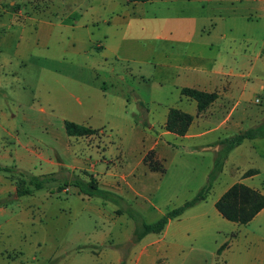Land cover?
<instances>
[{
  "label": "crops",
  "instance_id": "1",
  "mask_svg": "<svg viewBox=\"0 0 264 264\" xmlns=\"http://www.w3.org/2000/svg\"><path fill=\"white\" fill-rule=\"evenodd\" d=\"M25 1L0 0V34H10L14 27L21 36L31 34V40L16 46L15 55L23 59L21 56L33 51L39 41L46 46L54 25L61 27V74L44 61L28 62L37 68L39 89L34 92L41 94L50 111H61V143L69 148L70 143H77V152L81 153L79 157L74 155L70 163L43 160L39 177H54L60 170L61 176H66L69 173L64 170L69 167L70 175L83 180L93 178L100 188L119 196L123 205H128L130 199L141 200L161 217L168 210L161 208L164 204L157 202L156 196L163 195L161 202L165 201V206L169 202L171 208L190 199L207 180L221 149L218 142L264 120V106L252 108L247 104L258 97L264 102V0H74L75 7L65 14L61 12L57 23L27 12ZM87 9L91 12L87 13ZM133 16L142 22L138 38L130 36ZM65 54L71 59L65 61ZM130 61L136 64L134 72L141 80H153L158 91L166 86L173 93L171 102L161 109L159 120L146 123L148 134L141 135V141L148 143H142L133 162L105 137L102 127L114 128L106 112L101 111L110 101L112 107L113 100L124 111L127 108L129 91L109 92L113 88L108 89L107 84L125 81L131 73ZM5 64L0 61V80L7 75ZM49 79L60 84V89L51 90ZM183 88L216 93L217 98L198 111L196 101L181 94ZM143 98L136 96L135 108L148 115L150 112L142 106ZM170 108L193 115L182 136L165 129ZM39 110L45 113L47 109ZM65 121L95 132L69 135ZM246 144L254 158L245 168L237 155ZM148 153L163 164V172L148 168L144 162ZM192 157H198L194 160L204 165L201 183L180 192L175 182H166L170 166L186 170L192 163L188 158ZM178 176L181 174L176 171L171 173L174 180ZM235 183L264 195V137L232 149L205 200L169 220L160 233L145 235L127 250L125 244L131 243L133 232L123 234L117 230V225L124 222L99 223L94 216L99 211L104 215V208L92 205V196L80 194L70 185L63 186L58 192L74 188L86 202L73 208L75 213L82 209L84 218L67 221L75 229L68 232L67 245L71 244L70 250L81 256L82 264H95L99 259L104 260L103 264H176L177 253L193 247L190 264H264V208L240 224L223 218L215 207L220 196ZM7 190L12 188L1 186L0 191ZM120 208L121 205H112L109 217L119 218ZM5 209L0 206V213ZM112 227L117 237L107 230Z\"/></svg>",
  "mask_w": 264,
  "mask_h": 264
},
{
  "label": "rangeland",
  "instance_id": "2",
  "mask_svg": "<svg viewBox=\"0 0 264 264\" xmlns=\"http://www.w3.org/2000/svg\"><path fill=\"white\" fill-rule=\"evenodd\" d=\"M27 1L24 5L27 12L49 18L53 23L60 22L61 12L65 14L75 7L74 0ZM82 12L85 13V10L82 9ZM90 12L91 10L87 9V13ZM141 24V19L137 16L131 18V38L139 37ZM21 35L20 30L15 27L10 34H0V61L6 62L7 71V75L2 76L0 80V165L12 169L7 172L0 171L2 177L0 189L1 186L12 188L11 191H0V206L6 207L5 211L0 213V264H82L81 256L70 250L71 244L67 245L66 237L70 236L68 232L75 230L67 221L72 220L73 223V220L83 219L85 214L82 209H78L75 213L73 208L82 206L86 202L77 196L74 188L67 193L58 192L57 189L59 184L75 178L74 175H70L72 170L69 167H65L64 171L69 173L66 176H61V170L57 171L54 180L49 179L41 189L33 190L32 195L26 194L15 199L17 185L22 181L27 182L31 176H37L43 160L70 163L74 155L79 157L81 154L77 152V143H70V148L67 144L61 143V111H50L41 94L35 93L39 89L35 79L38 75L37 68L28 62L44 61L51 69L61 74V27L54 25L46 46L40 45L39 41V45L33 51L21 56L23 59L15 55L16 46L18 43L24 44L31 40V34ZM63 56L65 61L71 59L67 54ZM129 64L131 73L125 81L115 80L112 85L107 84L108 89L113 88L109 92L129 91L127 108L124 111V107L121 105L118 107L117 102L113 100L112 107L110 101L107 103L108 106L104 107L106 110L102 108L101 111L106 112L114 128L102 127L105 137H109L114 145L125 152L128 161L133 162L134 156H137L141 150L142 143H148L141 141V135L148 134L146 123L153 119L156 122L159 120L161 109L166 103L171 102L173 93L166 86L161 92L158 91L153 80H141L134 72L136 64L132 61ZM49 81L48 87L51 90L60 89V84H56L53 79ZM136 96H144L142 106L150 112L148 115L143 109L139 111L135 108ZM258 100L260 102L248 101L247 104L252 108H263V100L260 97ZM74 101L75 99L72 98V103ZM40 107H45L46 112H41ZM112 109L113 113L110 112ZM14 136H18V141ZM243 143H250V140H245ZM195 158L199 160L198 157L188 158L192 163L186 170L171 165L166 182H175L180 192L196 188L201 183L200 171L204 165L195 161ZM234 158L236 159V156ZM253 158L254 154L248 144L242 146L237 155V161L241 166L246 168L253 162ZM156 165L160 171L163 170L161 162L156 161ZM226 167H230V164ZM173 171L181 176L174 180L171 177ZM27 186L31 188L28 184ZM162 199L163 195L155 197L157 202L164 204L161 208L166 210L174 208H171L169 202H166L168 205L165 206V201L161 202ZM171 202L174 203L173 200ZM91 204L103 207L105 210V216L101 211L94 216L99 223L105 220L124 222L122 226L117 225V230L123 234L127 230L131 233L134 231L136 220L130 213L123 211L119 218L109 217V210L112 205H116L115 202L92 196ZM128 206L137 217L147 223L160 218L157 210L148 208L141 200L135 202L130 199ZM68 207H71L70 211ZM101 230L103 229H99ZM107 230H111L112 235L117 237L118 233L114 227ZM125 246H128L126 250L133 247L130 243ZM193 249L180 250L175 257L176 264H190L195 252ZM103 262V259H99L95 264H103ZM202 264L211 263L202 261Z\"/></svg>",
  "mask_w": 264,
  "mask_h": 264
},
{
  "label": "trees",
  "instance_id": "3",
  "mask_svg": "<svg viewBox=\"0 0 264 264\" xmlns=\"http://www.w3.org/2000/svg\"><path fill=\"white\" fill-rule=\"evenodd\" d=\"M144 2L147 0H133ZM181 94L193 99L197 103V110H204L211 102L217 98L216 93H209L193 88H183ZM193 115L183 112L177 108H170L165 121V129L176 135H184L191 122ZM66 132L69 135L84 136L90 133H94L95 130L87 128L82 125H78L74 122L65 121ZM264 137V120L256 126L242 130L236 134L221 139L218 143L221 149L217 152L213 167L208 174L205 184L195 193L193 197L183 202L181 205L168 210L160 218L154 222L147 223L134 214L128 205H123L121 198L115 193L102 189L98 186L97 182L90 178L89 180H83L82 178L75 177L68 182L59 184L57 189L60 191L63 186L70 185L75 187L78 193L86 196H99L104 199H109L116 204L121 205L120 212H128L136 220L135 229L133 231V237L130 244L139 242L145 235L149 233H160L169 220L179 217L185 210L191 208L197 203L205 200L209 191L212 188L213 182L220 173L223 167L224 160L227 158L228 153L239 146L245 140H251L255 138ZM150 170H159L156 165V161L152 159V154L148 153L144 159ZM12 169L7 166L0 165V171H11ZM54 180L52 175H45L42 177L31 176L27 182L22 181L17 185L16 195L23 196L31 194L33 190L41 189L47 181ZM27 184L30 187L27 186ZM215 207L223 218L231 222L240 224L250 221L261 209L264 208V195L259 191L252 189L242 183H235L230 186L216 201ZM131 211V212H130ZM222 248V247H221ZM220 250V249H219ZM218 250V251H219Z\"/></svg>",
  "mask_w": 264,
  "mask_h": 264
},
{
  "label": "built area",
  "instance_id": "4",
  "mask_svg": "<svg viewBox=\"0 0 264 264\" xmlns=\"http://www.w3.org/2000/svg\"><path fill=\"white\" fill-rule=\"evenodd\" d=\"M255 102H259V100L258 99H256V101Z\"/></svg>",
  "mask_w": 264,
  "mask_h": 264
}]
</instances>
